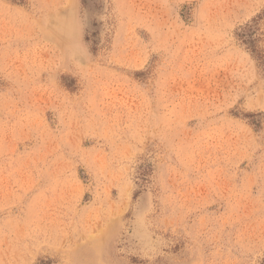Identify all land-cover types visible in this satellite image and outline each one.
<instances>
[{"label": "rangeland", "instance_id": "rangeland-1", "mask_svg": "<svg viewBox=\"0 0 264 264\" xmlns=\"http://www.w3.org/2000/svg\"><path fill=\"white\" fill-rule=\"evenodd\" d=\"M0 264H264V0H0Z\"/></svg>", "mask_w": 264, "mask_h": 264}]
</instances>
